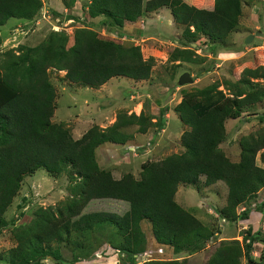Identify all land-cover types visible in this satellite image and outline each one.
Listing matches in <instances>:
<instances>
[{
    "label": "trees",
    "instance_id": "1",
    "mask_svg": "<svg viewBox=\"0 0 264 264\" xmlns=\"http://www.w3.org/2000/svg\"><path fill=\"white\" fill-rule=\"evenodd\" d=\"M75 1L61 0V3L69 9ZM142 1L87 0L84 10L91 18L102 16L106 28H118L126 21H135L142 12L166 7L175 22L186 25L183 35L190 41L198 35L219 41L237 28L242 15L241 2L254 0H214L211 10L195 8L183 0H148L144 4ZM40 6L41 0H0V26L14 17L31 20ZM53 15L61 19L75 18L56 11ZM66 40L64 33L51 31L36 46L20 45L0 52V234L8 225H13L3 213L25 175L37 169L58 174L69 166L71 175L78 181L71 190L75 198L68 205L70 216L38 208L34 212L37 219L30 226L17 228L18 243L10 250L5 264H43L46 259L54 264L72 262L75 254L67 261L59 246L64 241H73L71 229L88 230L101 225L111 226L124 236V243L117 249L141 254L146 247L145 235L139 227L143 220L149 222L156 242L170 246L175 253L191 254L204 249L217 229L202 226L174 200L179 184L198 186L202 176L205 187L219 180L227 185L226 205L219 209V216L234 222L248 218L252 209L250 198L264 186V168L254 164L256 153L264 148V134L241 137L240 161L236 164L230 162L218 144L225 138L224 120L237 119L243 105L264 98V87L255 88L257 82L250 79L264 80V67L243 69L247 78L239 79L241 85L225 81L228 94L213 84L196 91L198 99L184 95L174 109L190 127L181 136L185 152L142 163L139 179L128 174L115 179L97 166L96 149L106 142L125 144L132 139L133 133L128 129L136 126L137 132H143L150 117L143 112L139 115L120 112L110 127L92 126L78 140L73 139L63 124L50 122L56 92L48 71L63 70L70 82L97 88L116 76L148 78L153 59H143L138 45L123 46L99 39L95 31L86 27L74 31V43L70 47L66 46ZM188 50L179 49L178 54L186 55ZM164 122V108H160L158 130ZM260 156L264 163V151ZM78 197L84 202L90 199L126 201L129 208L122 215L107 211L81 213ZM239 206L243 209L237 212ZM256 208L263 214L264 222V204ZM74 215L80 216L70 220ZM241 233L242 242H220L205 264H239L240 258L246 264H255L252 245L264 244V226L263 231H251L247 227ZM261 258L264 251L257 261ZM144 264L182 262L146 261Z\"/></svg>",
    "mask_w": 264,
    "mask_h": 264
},
{
    "label": "rangeland",
    "instance_id": "2",
    "mask_svg": "<svg viewBox=\"0 0 264 264\" xmlns=\"http://www.w3.org/2000/svg\"><path fill=\"white\" fill-rule=\"evenodd\" d=\"M146 1L148 0H143L142 3ZM45 2L46 0H41L39 11L33 19L14 17L8 19L5 26L0 27L2 42L0 52L20 45L36 46L51 31L64 33L67 37L66 46L70 47L74 43V31L78 27H86L95 31L99 39L110 40L123 46L138 45L143 59H153L148 78L136 80L116 76L97 88L70 82L64 77L63 70L48 71L50 82L56 92L50 122L63 124L73 139L78 140L92 126L100 129L110 127L120 112L136 115L143 112L150 117L143 132H137L136 126L128 129L133 134L132 139L125 144L108 146V143H104L106 145H100L96 149L97 166L111 173L115 179L127 174L139 179L142 175V163L157 162L169 155L185 152L181 136L190 127L180 119L174 109L184 95L198 99L196 91L206 89L213 84H216L218 90L228 94L225 81H230L233 85H241L239 79L246 77L242 73L243 69L264 67V0L241 2L242 15L238 19L237 28L219 41H209L206 35H198L194 41H190L183 35L186 25L175 22L166 7L142 12L135 21H126L122 27L106 28L102 24V16L91 18L87 15L84 10L87 0H76L71 8L66 9L67 13L63 12V15H73L74 19H61L53 15L54 10ZM183 2L198 9L211 10L214 0H183ZM55 3L62 5L61 0H53L51 5ZM256 31L262 34L253 35L247 44L243 42L247 34H255ZM183 48L189 49V52H186V55L178 54V50ZM181 73L189 74L192 82L178 84ZM250 79L257 82L255 88L264 87V80ZM160 108H164L165 122L163 128L158 130L156 121L159 119ZM260 134H264V98L243 105L237 119L224 120L225 138L218 144V148L230 162L236 164L240 161L241 137L247 135L257 137ZM261 151H264V148L256 153L254 162L259 167L264 165L260 156ZM71 170L68 166L58 174H49L44 169H37L34 173L23 177L19 189L3 213L4 218L12 221L13 225H8L1 231L0 264H5L10 250L18 243L17 228L30 226L31 222L37 219L34 212L38 208L42 207L46 212L53 213L61 211L63 216H70L68 205L75 198L71 190L78 182L71 175ZM203 182L202 176L198 186L179 184L174 199L202 218L204 223H207L206 227L217 229V225L219 223L222 225L223 221L219 219L217 222L214 217V207H220L221 204L217 202L213 204L211 201L213 206H206L207 203L202 199H225L227 185L222 181L205 187ZM262 188L264 186L253 198H250L251 206L253 204L257 206L256 199L260 197L264 200ZM76 200L80 202L77 207L81 213L107 211L122 215L129 208L126 201L116 199H90L84 202L78 197ZM79 216L74 215L70 220H77ZM233 224L230 222L224 230L233 229ZM263 226L264 222L261 231ZM139 227L146 239V247L141 254H129L117 249L116 247L124 243V236L111 226L101 225L77 231L71 229L73 241H64L59 246L61 255L67 261L72 258V254H75L76 259L62 264H144L146 261L172 262L176 259L182 264H205L207 258L216 249V247L213 250L212 247L209 248L205 255L197 253L186 257L185 254H179L172 258L167 252L169 248L163 247L167 245L160 244L161 248L158 249L159 243L155 239V241L151 240L153 235L148 221L143 220L139 223ZM241 232L238 233L242 234ZM237 239L239 241V238ZM254 247L258 254L259 251L260 253L264 251L262 242L252 245V252ZM255 255V264H264V258L257 261L260 256ZM42 263L54 264L47 259ZM239 264H246V261L240 258Z\"/></svg>",
    "mask_w": 264,
    "mask_h": 264
},
{
    "label": "crops",
    "instance_id": "3",
    "mask_svg": "<svg viewBox=\"0 0 264 264\" xmlns=\"http://www.w3.org/2000/svg\"><path fill=\"white\" fill-rule=\"evenodd\" d=\"M53 2V0H46V2L45 3H47V5L49 6V7H51L52 8V10H54V11H56V12H58V13H60V14H63V12H65V13H67L68 11L66 10V8H64L60 3L59 4H54V5H51V3ZM16 19V18H15ZM7 22V21H6ZM2 26H5V25H2ZM2 26H0V27H2ZM106 143H108V142H106ZM109 145L108 146H110V145H114V143H108ZM103 146L104 145H106V144H102ZM101 145V146H102ZM263 165V164H262ZM262 165H260V166H262ZM263 168H264V165H263ZM222 181H218V182H216V183H214V185L215 184H219V183H221ZM211 185H213V184H211ZM210 186V185H209ZM227 187V186H226ZM264 188H262L261 189V191L263 190ZM260 191V192H261ZM225 192L227 193V188H225ZM226 193H225V197H226ZM175 200V199H174ZM202 201L205 203H207V205L206 206H210L211 205V201H212V203L213 202H217V203H220L221 205H220V207H214V211H215V214H214V217L216 218V220H217V222H219V219H221L222 221H223V223L225 224H223L222 223V225H220V223H219V225H217V230L214 232V235L206 242V244H205V248L204 249H201V250H199V251H196V252H194V253H191V254H189V253H187V252H185V251H181V252H178V253H173V251H172V249L170 248V247H168V246H163V247H166V248H169V250L167 251L168 253H170V257H174L175 255H179V254H185V256L187 257L188 255L190 256H192V255H195V254H197V253H199V254H202V255H205V253H206V250H208L209 248H211L212 247V250L215 248V247H217L218 245H219V243L220 242H222V241H230V240H234V241H237L238 239L237 238H239V242H242V234H240V233H238L239 231H243L244 229H246L247 227H250L251 228V231H255V230H259V231H261V229H262V225H263V214L260 212V211H258L257 210V208H256V204H253L252 206H251V211L249 212V214H248V218L247 219H243V220H238V221H236V222H234V221H228V220H226L225 218H223V217H221V216H219L220 214H219V209H221L225 204H226V201H225V199H205V200H203L202 199ZM201 201V202H202ZM256 201H257V204L258 205H261V204H264V200L262 199V197H260V198H258V199H256ZM177 202V201H176ZM202 202V203H203ZM179 205H181L179 202H177ZM214 204V203H213ZM213 204L211 205V206H213ZM182 206V208H184L186 211H188V212H190L191 214L193 213L194 214V216L196 217V218H199L198 220L199 221H201V223H202V226L204 225H206L207 223H204V221L202 220V218H200L199 216H197V214L195 213V212H193L190 208H187V206H186V208H185V206H183V205H181ZM26 208V207H25ZM210 210L212 209V208H209ZM243 209V206H239V207H237V212H239V211H241ZM208 212V211H207ZM192 214V215H193ZM262 221V224H260V222ZM230 222H233L234 224V228L233 229H226V230H224V228H226L229 224H230ZM154 240V238H153V236H151V240ZM237 239V240H236ZM155 241V240H154ZM255 243H259V242H255ZM255 243H253V246H255ZM258 245V244H257ZM161 248V245L160 244H158V249H160ZM252 254H253V258L255 259V257H256V255L255 254H257V256H260V251H259V254L257 253V251L255 250V247H254V251L252 252ZM185 256H184V258H185ZM174 259H176V258H174ZM183 259V258H182ZM181 259V260H182ZM177 260V259H176Z\"/></svg>",
    "mask_w": 264,
    "mask_h": 264
},
{
    "label": "water",
    "instance_id": "4",
    "mask_svg": "<svg viewBox=\"0 0 264 264\" xmlns=\"http://www.w3.org/2000/svg\"><path fill=\"white\" fill-rule=\"evenodd\" d=\"M262 34L260 31H256L255 34H247L243 40L246 44L249 43L253 37V35H260ZM192 82V78L187 73H181V75L178 78V84L182 85L185 83Z\"/></svg>",
    "mask_w": 264,
    "mask_h": 264
}]
</instances>
